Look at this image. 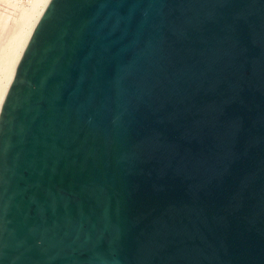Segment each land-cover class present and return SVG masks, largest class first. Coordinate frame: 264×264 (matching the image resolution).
<instances>
[{"label": "water", "instance_id": "95a60500", "mask_svg": "<svg viewBox=\"0 0 264 264\" xmlns=\"http://www.w3.org/2000/svg\"><path fill=\"white\" fill-rule=\"evenodd\" d=\"M0 264H264V0H52L0 116Z\"/></svg>", "mask_w": 264, "mask_h": 264}, {"label": "bare ground", "instance_id": "6f19581e", "mask_svg": "<svg viewBox=\"0 0 264 264\" xmlns=\"http://www.w3.org/2000/svg\"><path fill=\"white\" fill-rule=\"evenodd\" d=\"M16 1L0 0V116L16 77L18 67L40 20L52 0H29V6L23 9L22 12L16 9L20 6L19 3L15 7ZM25 5L28 4L26 3ZM16 12L21 15H16ZM6 34L9 35V40H6L8 44L5 47V51L4 37Z\"/></svg>", "mask_w": 264, "mask_h": 264}, {"label": "rangeland", "instance_id": "374dc122", "mask_svg": "<svg viewBox=\"0 0 264 264\" xmlns=\"http://www.w3.org/2000/svg\"><path fill=\"white\" fill-rule=\"evenodd\" d=\"M30 1H31V0H30ZM30 1H29V0H17L16 3H15V7H17V5L20 3V4H19L20 6H18L19 8L17 7L16 9H17V10H21V11H19V12H22L23 9H25L26 7L29 6ZM26 3H27L28 5H25ZM16 4H17V5H16ZM23 6H25V7H23ZM21 7H22V9H21ZM15 11H16V10H15ZM19 12H18V13H19ZM18 13L16 12V15H18ZM16 15H15V16H16ZM20 15H21V14H20ZM20 15H18V16H20ZM16 19H17V18H16ZM13 30H14V28H13ZM8 34H9V33H8ZM7 36H8V38H7ZM6 40H7V41L9 40V35H7V34H6L5 37H4V41H5V42L3 41V42H4V50H5V47H6L7 44H8V42H7ZM5 51H6V50H5Z\"/></svg>", "mask_w": 264, "mask_h": 264}]
</instances>
